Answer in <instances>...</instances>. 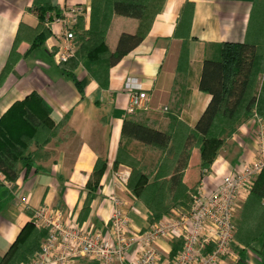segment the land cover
Segmentation results:
<instances>
[{"label": "crops", "instance_id": "crops-1", "mask_svg": "<svg viewBox=\"0 0 264 264\" xmlns=\"http://www.w3.org/2000/svg\"><path fill=\"white\" fill-rule=\"evenodd\" d=\"M33 1L0 0V73L20 24L38 26L37 16L29 11ZM51 1L61 12L71 6L81 9L86 29L89 28L91 0ZM188 2L194 6L190 30L181 18ZM261 22H264V0H166L145 40L110 69L108 89H102L83 65L74 72L79 88L66 75L56 58L62 43V25L53 23L52 37L22 59L0 88V118L16 101L32 92L39 93L49 104L56 123L69 115L59 140L45 148L37 164L39 170H22L14 190L8 186L0 188V257L5 256L22 228L32 221L29 210H60L80 227L105 230L114 201L119 199L134 229L149 228L146 207L130 194L127 186L121 187L117 182L119 175L131 173L124 165L114 169L124 121L133 119L165 132L170 125V113H179L183 121L194 127L211 101L209 94L199 90L204 61L217 57L219 44L245 42L250 26L255 27L257 34ZM138 26L136 19L114 16L107 35L110 50L115 51L123 33L134 34ZM184 43L188 45V61L179 64ZM28 48L22 42L19 51L24 54ZM130 79H136L149 97L147 109L133 116L126 115L129 102L126 85ZM261 124L264 120L253 118L238 128L219 150L210 171L202 175L199 189L210 193L225 175L258 160L256 136ZM127 144L130 150L142 146L134 140H127ZM99 158L107 162V169L93 192L90 214L79 225L78 216ZM195 168L196 151L185 174L188 184L194 185L198 179L199 171L195 181L188 177ZM22 198L27 199V204ZM241 214L242 209L235 218L236 233ZM173 244L163 240L159 247L170 254ZM233 251L234 256L220 264H237L238 251L245 255L246 264H260L264 258V234L251 248L235 238ZM72 264L97 263L79 259Z\"/></svg>", "mask_w": 264, "mask_h": 264}, {"label": "trees", "instance_id": "trees-1", "mask_svg": "<svg viewBox=\"0 0 264 264\" xmlns=\"http://www.w3.org/2000/svg\"><path fill=\"white\" fill-rule=\"evenodd\" d=\"M166 0H91L90 25L86 29L85 18L79 17L72 31L77 50L62 70L78 86L75 70L83 65L91 78L102 89H108L110 69L139 46L147 37ZM194 6L186 3L181 18L190 30ZM29 11L38 18V26L31 28L20 24L8 61L0 73V88L15 66L52 37V23L62 15L51 0H34ZM114 16L133 18L139 21L134 34L123 33L115 51L107 44V35ZM249 27L243 43L217 45L216 58L206 59L203 64L199 90L211 96V101L194 127L180 118L179 113H170V125L159 131L133 119H126L122 127V144L119 147L114 169L120 165L130 168L127 188L130 194L147 209L151 226L169 216L175 208L188 206L190 195L200 187L204 170L210 171L219 150L238 128L253 118L264 120V22ZM188 33V32H187ZM189 37V35L187 34ZM22 42L29 45L21 54ZM188 61V45L184 43L179 64ZM81 89V88H80ZM69 115L58 123L52 119V108L37 92L16 101L0 118V172L11 190L16 188L22 170H39L38 162L45 148L59 140L61 130L67 125ZM123 140L126 142L123 144ZM127 140L140 143L147 150L160 152L154 166L150 168L145 159L136 158L129 149ZM197 153L199 176L194 185L188 184L185 174L194 152ZM107 169V162L98 159L88 183V192L78 216L82 225L88 218L93 202V192ZM7 187L0 182V188ZM33 217L19 233L16 241L0 264H28L42 251L43 241L49 231L38 228ZM264 234V168L255 179L243 208L237 241L251 248ZM181 248L174 241L171 256ZM239 252L237 264H246L245 255ZM260 264H264V258Z\"/></svg>", "mask_w": 264, "mask_h": 264}, {"label": "built area", "instance_id": "built-area-1", "mask_svg": "<svg viewBox=\"0 0 264 264\" xmlns=\"http://www.w3.org/2000/svg\"><path fill=\"white\" fill-rule=\"evenodd\" d=\"M81 15V9L71 6L53 21L62 25V43L56 54L59 64L75 55L77 46L72 29ZM126 89L129 96L127 116L147 109L148 94L136 79L128 80ZM256 141L259 156L256 162L225 175L210 193L198 189L192 194L187 213L164 217L146 229H134L119 199L114 201L115 207L105 230L80 227L60 210H36V226L47 229L49 234L43 241L42 251L28 264H72L86 258L97 264H220L234 256L235 218L264 168V124L258 128ZM207 173L204 170V174ZM129 176L127 173L119 175L118 184L127 186ZM0 182L11 186L1 172ZM22 202L27 204V199L22 198ZM163 240L181 242L176 255L161 250L159 242Z\"/></svg>", "mask_w": 264, "mask_h": 264}, {"label": "rangeland", "instance_id": "rangeland-1", "mask_svg": "<svg viewBox=\"0 0 264 264\" xmlns=\"http://www.w3.org/2000/svg\"><path fill=\"white\" fill-rule=\"evenodd\" d=\"M133 154L135 155L136 158H143L145 159V162L147 163V165L152 168L157 160V158L160 155V152L155 151V150H147L144 147L142 148V146H133L132 149ZM196 171L198 172V168L195 169H191L189 172V180L190 181H195L196 179ZM197 191V190H196ZM194 194V193H192ZM192 194L190 195V197L192 198ZM192 199L188 200V206H180L178 208H175L172 213L168 216V217H177L178 214L180 213H187L191 207V202ZM82 260H87V261H91L89 259H82Z\"/></svg>", "mask_w": 264, "mask_h": 264}]
</instances>
